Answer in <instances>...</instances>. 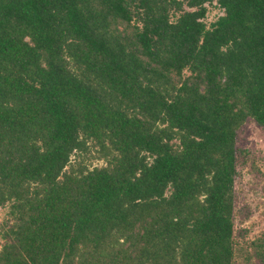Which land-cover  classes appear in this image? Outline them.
I'll return each mask as SVG.
<instances>
[{
    "label": "trees",
    "instance_id": "obj_1",
    "mask_svg": "<svg viewBox=\"0 0 264 264\" xmlns=\"http://www.w3.org/2000/svg\"><path fill=\"white\" fill-rule=\"evenodd\" d=\"M248 120L264 0H0V264H235Z\"/></svg>",
    "mask_w": 264,
    "mask_h": 264
},
{
    "label": "rangeland",
    "instance_id": "obj_2",
    "mask_svg": "<svg viewBox=\"0 0 264 264\" xmlns=\"http://www.w3.org/2000/svg\"><path fill=\"white\" fill-rule=\"evenodd\" d=\"M220 12L215 3L209 6L210 18ZM237 149L235 264H261L253 243L264 232V130L256 122L248 120L238 131ZM83 158L90 166L102 163L95 158L94 152L85 153ZM4 212L0 209V222Z\"/></svg>",
    "mask_w": 264,
    "mask_h": 264
}]
</instances>
